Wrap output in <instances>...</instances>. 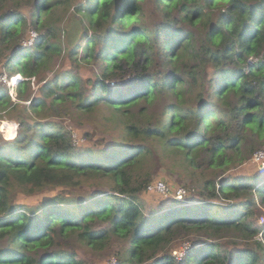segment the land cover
<instances>
[{"label":"trees","instance_id":"trees-1","mask_svg":"<svg viewBox=\"0 0 264 264\" xmlns=\"http://www.w3.org/2000/svg\"><path fill=\"white\" fill-rule=\"evenodd\" d=\"M60 5L75 10L63 40L46 22ZM31 24L42 31L33 47L24 44ZM62 56L76 72L42 77ZM94 61L103 62V73L86 88L77 68ZM4 65L21 74L18 96L31 107L0 83V121L26 112L14 117L19 134L0 144V264H86L60 245L75 235L94 249L113 235L129 239L119 264H264V241L255 239L264 228L249 221L256 199L264 202V176L230 173L264 144V0H0ZM36 79L42 96L32 94ZM50 97L86 112L109 106L126 140L76 150L71 132L42 120ZM154 148L184 161L203 199L145 212L140 194L150 176L141 172ZM88 185L95 191L86 192ZM62 186L70 196L17 201L20 193ZM182 228L254 242L222 249L192 241L181 261L170 244Z\"/></svg>","mask_w":264,"mask_h":264},{"label":"rangeland","instance_id":"rangeland-1","mask_svg":"<svg viewBox=\"0 0 264 264\" xmlns=\"http://www.w3.org/2000/svg\"><path fill=\"white\" fill-rule=\"evenodd\" d=\"M74 11V7H72L70 10L60 5L54 9L51 17L46 20L48 24L47 27H51L55 30L57 38H61L62 40L64 39L62 32L63 28L68 25V22ZM25 12L29 17V20L32 21V18H30V8H26ZM78 15V12L74 13L75 17H78ZM33 32L39 34L42 31L31 24L27 36L32 35ZM26 46L33 47L31 44ZM79 51H81V48ZM249 61L252 63L255 61V58L252 57ZM132 66V63H127V66L124 67V72L127 75H129L132 71ZM103 67V62L100 63L97 61L92 63L83 62L82 66L79 65L77 69L80 72V75L85 78V82L83 83H85L86 88H90L88 79L96 78L98 73L102 74ZM65 69H73V72H76V68L75 66L71 65L69 58L65 56L57 57L55 61L51 63L49 69L43 74L42 77L50 80L55 74L58 72L60 73ZM12 72H16V70H13ZM15 75H13V77ZM118 75L119 74H117V76ZM18 79L19 77L15 78L14 80L16 81ZM14 80H12L7 66H0V83L5 82L10 93L12 94L13 100L19 101L22 104V108L31 107L30 100H20L18 96V88H16ZM41 84L42 83L37 81V79L34 81V85H32V94L34 96H42ZM52 99L53 97H50L46 100L45 106L48 107V109L46 110V113L44 112L42 114V120H56V122L59 123L64 129L71 132L73 146L76 150L82 151L85 147L90 146H95L97 149L103 148L106 146V143H112L113 138H116V140H119L120 142H122L121 140H126L125 134L123 133L124 130L122 129L124 126L122 124V119L120 121L118 118L119 116L113 113V109L109 108V106L101 104L97 109L86 112L77 109L73 102L56 103L53 102ZM156 107H158V105ZM18 112L19 113L13 114V117L5 116L4 119L0 121V144L8 140L10 131L6 129L7 127H9L10 130H13V128L17 126L16 135L13 137V139L19 134V130L22 125L16 118H20L22 115L25 116L26 112H24L22 109ZM29 113L33 115L34 112L29 111ZM26 119L29 123H31L30 118ZM259 150H264V144L257 145V149L253 153L251 160L248 163L235 168L230 173L234 174L235 176H257L258 174L260 176H264L261 164L255 160V153ZM155 151L156 156L149 158L144 171L141 172V174L145 176H150V184L148 185L146 191L140 194V198L143 203L142 206L145 212L153 213L162 211L172 206L176 202L191 204L203 199V195L206 194V191L204 190L199 177L191 175L190 170L186 169L185 165L182 164L184 161L179 159V157L172 155L171 153H161L157 151V149H155ZM158 182H164L169 190L164 193L157 190L155 187L150 188V186H154ZM92 188V185L86 186V192L91 193L95 191ZM180 188L185 190L183 199H178L176 196V193ZM70 192L71 189L69 187L62 186L60 188H51L43 193L35 195L20 193L17 201L21 203H38L59 193L70 196ZM256 200L257 209L254 210L253 216L249 218V221L256 224L258 228H264V202L262 201L261 195ZM223 205H225V203ZM194 229L195 228H182L176 231L175 236L170 244V252L173 256L176 258L182 256L181 254L184 251V248H186L187 244L192 241L194 243L199 241L202 242L204 240L211 242L214 241L222 245V249H234V247L237 245L240 247H245L248 244H252L254 242V240L243 238L238 233L223 232L221 233L220 237H217L212 235L210 232L197 231ZM75 238L76 235L71 236L68 240L63 238L60 245L64 249L69 248L76 251L79 254V258H83L86 264H119L120 251L129 245V239L118 235L107 237V241L104 243L105 247L101 249H94L92 246L79 244L76 242ZM255 239H263L264 241V234L260 233Z\"/></svg>","mask_w":264,"mask_h":264},{"label":"built area","instance_id":"built-area-1","mask_svg":"<svg viewBox=\"0 0 264 264\" xmlns=\"http://www.w3.org/2000/svg\"><path fill=\"white\" fill-rule=\"evenodd\" d=\"M37 35V33L33 32V34L31 35L32 37L28 40L29 44L34 43L35 40V36ZM255 160L257 162H259L261 164V168L264 172V150H259L255 153ZM157 188V190L161 191V192H167L169 190V188L165 185L164 182H158L156 183L154 186H150V188ZM185 195V190L183 188L178 189L176 196L178 199H183ZM192 247V242H189L187 244V247L184 248V251L182 252V256H180L179 258H177L178 260L183 259V257L185 256L186 251H188L190 248ZM176 253V252H175Z\"/></svg>","mask_w":264,"mask_h":264},{"label":"bare ground","instance_id":"bare-ground-1","mask_svg":"<svg viewBox=\"0 0 264 264\" xmlns=\"http://www.w3.org/2000/svg\"><path fill=\"white\" fill-rule=\"evenodd\" d=\"M17 77H19V79L18 80H14L15 78H17ZM21 78H20V76H17V75H15L13 78H12V80H14L15 81V84L17 85V83L19 82V80H20ZM6 129H8L9 131H10V135H14V134H16V131H17V126H15V128H13V130H10V128L9 127H7ZM13 133V134H12Z\"/></svg>","mask_w":264,"mask_h":264},{"label":"clouds","instance_id":"clouds-1","mask_svg":"<svg viewBox=\"0 0 264 264\" xmlns=\"http://www.w3.org/2000/svg\"><path fill=\"white\" fill-rule=\"evenodd\" d=\"M39 36V34L37 33V35L35 36V40H34V43H32L31 45H34L35 44V41H36V38ZM32 36H27V38L24 40V44L25 45H29L28 43V40L31 38ZM17 76H20V78L22 79V76L21 74H16ZM11 78H13V75L11 76ZM21 81V80H20ZM182 201V200H181Z\"/></svg>","mask_w":264,"mask_h":264}]
</instances>
